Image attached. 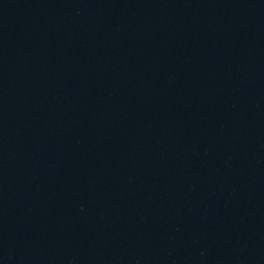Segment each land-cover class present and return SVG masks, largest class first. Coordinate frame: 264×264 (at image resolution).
Returning <instances> with one entry per match:
<instances>
[{"label": "water", "instance_id": "obj_1", "mask_svg": "<svg viewBox=\"0 0 264 264\" xmlns=\"http://www.w3.org/2000/svg\"><path fill=\"white\" fill-rule=\"evenodd\" d=\"M0 264H264V0H0Z\"/></svg>", "mask_w": 264, "mask_h": 264}]
</instances>
